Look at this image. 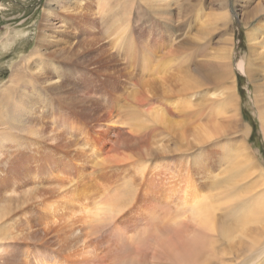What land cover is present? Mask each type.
I'll list each match as a JSON object with an SVG mask.
<instances>
[{"label": "bare ground", "instance_id": "bare-ground-1", "mask_svg": "<svg viewBox=\"0 0 264 264\" xmlns=\"http://www.w3.org/2000/svg\"><path fill=\"white\" fill-rule=\"evenodd\" d=\"M100 1L101 14L109 5L120 10H108L107 30L120 31L110 44L125 60V72L133 78L128 77L138 81L125 105L121 99L111 106L109 119L125 113L129 126L117 132L102 124L93 133L87 126L84 137L76 132L73 143L66 144V156L39 159L37 174L51 167L48 173L54 176L42 178L55 186L35 194L10 218L0 210V248L5 247L0 264H169L176 253L190 264H264V166L247 139L251 126L240 120L227 0L201 9L193 23L172 15V7L181 8L186 0ZM250 1L242 8L250 9ZM254 8L245 21L264 14V0ZM145 9L159 30L157 42L140 36L134 26ZM220 26L222 44L213 54L206 41ZM177 29L183 32L176 37ZM170 35L169 46L160 44ZM247 35L250 52L241 58L239 71L255 84L264 131V18ZM178 38L185 41L175 44ZM187 43L201 51L199 64L183 66L187 58H181V47ZM237 131L242 138L226 136ZM4 157V165L19 162L18 156ZM9 219L15 221L12 228L28 224L37 237L5 241L1 235ZM193 239L195 249L185 250Z\"/></svg>", "mask_w": 264, "mask_h": 264}, {"label": "rangeland", "instance_id": "rangeland-1", "mask_svg": "<svg viewBox=\"0 0 264 264\" xmlns=\"http://www.w3.org/2000/svg\"><path fill=\"white\" fill-rule=\"evenodd\" d=\"M97 1L0 0V146H2L0 147L2 151L0 210L8 218L18 213L24 203L25 205L31 203L35 194L54 185L53 181L43 180L45 177L54 176L53 173H48L51 167H44L41 169L43 173L37 174L38 170L34 165L41 163L39 159L45 161L46 156L49 159L53 157L60 159L66 156L65 151L68 150L66 144L73 143L76 132L79 138L84 137V129L87 126L91 130L89 133L96 131L102 124L114 126L117 132L119 128L129 126L126 117L130 118V115L126 116L125 113L121 115L116 113V116L120 115L116 117L117 120L109 119L111 106L119 103L121 99L120 104L125 105L129 90L138 82L131 80L133 77L125 72V60L117 55L116 48H112L110 44L120 36V31L107 30V24L112 19L111 15H107L108 10L112 9L115 14H118L120 10L118 6L112 8V5H109L107 13L101 14V1ZM214 1L186 0L185 5L188 4V8L185 5L181 8L174 6L172 15L174 19L176 18L175 20H180L181 17L180 21L190 20L193 23L196 21L194 16L202 13L201 9L210 10L211 6L214 8ZM245 1L250 0H243L242 3L238 1V4L237 0L225 2L231 19V32L234 35H232L234 43L230 50L231 63L239 95L240 120L242 124L251 126L252 131L247 139L259 158L258 161L264 166V131L256 105V87L250 81L248 74L239 71L241 58L250 52L247 33L257 25L260 19L264 18V14L259 15L260 17L252 16L250 21H245L249 13L253 15L252 12L258 0L250 1L252 5L248 10L242 8ZM150 15L149 10L145 9L142 14L138 15L142 16L140 20H136L138 17L136 16L134 26L140 36H150L147 38L148 41L156 38L157 42L159 30L152 18L148 21ZM182 32L178 29L174 31L176 37ZM222 32L221 26L217 27L216 31L213 29L210 31V39L206 41V45L210 46L208 50L213 54L221 48ZM171 36H165L166 40L160 44L167 43L169 46ZM181 40L178 38L173 42L182 44L185 40ZM149 44L150 49L157 48L155 42ZM184 45L186 47H181V50L182 48L184 50H182L184 54L181 58L187 59L183 66L199 64L203 59L201 51L188 43ZM202 47L198 49L202 50ZM54 64L59 68L62 78H56L55 68L52 67ZM48 79H52V82ZM257 79L262 80L261 77ZM124 110L126 109L123 108V112ZM123 116L125 118H122ZM2 132L8 134L10 139L6 141ZM241 133L237 131L226 136L230 139L233 137L240 139L243 136ZM31 148L32 150L37 149V152L32 153L35 155L32 157ZM215 148L216 151L219 149L216 146L213 149ZM214 154L216 159L220 155L218 152ZM13 155L19 157V162L4 165L3 161L6 162L4 156L12 161L15 159ZM49 163L52 164L53 161ZM13 223L15 221L9 219L3 227L1 238L7 239L5 241H19L30 238L31 235L37 237L38 234L29 228L28 224L23 223V225L12 228ZM53 248L55 249V246L50 244V249ZM4 251L5 247L0 248V254Z\"/></svg>", "mask_w": 264, "mask_h": 264}, {"label": "clouds", "instance_id": "clouds-1", "mask_svg": "<svg viewBox=\"0 0 264 264\" xmlns=\"http://www.w3.org/2000/svg\"><path fill=\"white\" fill-rule=\"evenodd\" d=\"M143 228V227H142ZM155 234H153V237ZM196 246L195 240H189L185 245H183V248L185 250H194ZM143 246L137 245L138 250L141 249ZM152 247H156L155 240L153 238V244ZM169 264H190V261L185 259L183 256H181L179 253H176L174 258L169 261Z\"/></svg>", "mask_w": 264, "mask_h": 264}]
</instances>
